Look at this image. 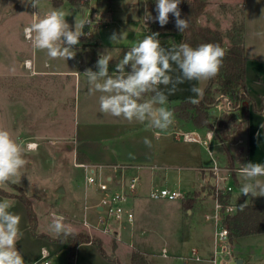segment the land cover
<instances>
[{
	"label": "crops",
	"instance_id": "obj_1",
	"mask_svg": "<svg viewBox=\"0 0 264 264\" xmlns=\"http://www.w3.org/2000/svg\"><path fill=\"white\" fill-rule=\"evenodd\" d=\"M95 1L96 0L90 1V7H88V10L93 8V3ZM122 1H125L122 2V5L126 9L135 10L139 8L141 11L147 9L148 0ZM207 1L208 5L205 13L200 17L201 24L217 28L216 25H213L212 14L209 15V11H211L214 6L218 7L221 4L235 3L242 5L245 22L246 0ZM19 2L21 3V0ZM70 9L76 10L73 9L72 6ZM215 9L216 7L214 10ZM10 11L8 14H10ZM0 12V18H4L5 11L2 5H0ZM213 16L215 17V15ZM149 22L150 21H145L144 19L143 23L147 24ZM144 24H140L141 26L137 30L119 31V33L125 34V38L122 40L126 43H112L110 39L105 37L97 39L95 42H89L85 45L76 47L75 49H79L78 53L84 54L81 60H77L79 63L78 66H63L59 65L57 61L52 63L48 60L39 62L37 56L35 60V58L26 55L21 48V50L19 49L16 54L14 53L11 56L12 61L9 62V64H11V71L6 70V66L4 72H1L2 70L0 69V78L2 77V79H0V95L2 94V98L7 95V106L10 111L7 112V114H11V123L10 121L6 122L4 119V113L2 112L3 108L0 109V128L9 130L13 138L21 145V147H25L26 151L34 152L35 156L39 157L38 159L43 162L51 153L50 151H54L53 149L55 148L52 149L51 146L63 143L65 150L72 152V160L75 168L83 169L75 166V158L78 162H85L95 166L101 171L104 177L110 179V186L114 190L121 189L123 182H125L128 177L135 175L139 176L140 181L138 191H140H137V193L128 201V207L131 208L135 214L134 225H130L127 222L122 225L114 223V228L118 229L119 236L116 234L105 233L106 235H113L117 238V258H119L118 251L120 250L122 243L128 248L129 258L131 257L133 248H135V245L133 244L134 228L142 219V216H139V214L136 215L135 213L137 201L145 197L143 193L148 192L149 195V192L153 187L162 186L172 188L168 186V179L171 173L178 174L179 176L178 187L172 189L181 191L180 185L184 179V174L193 177V179H191L186 176V179H191L192 182H194L191 184L193 187L198 186V189L201 188V190H194L202 192V195L191 208L186 209L182 203L183 201H181L178 209L181 211L182 216L185 218V213L194 216L201 212L203 213L205 222H212L205 218L206 214L212 213L208 211L207 213L202 212L201 207L209 200H212L214 203L216 202L215 198L212 196H206L208 188H211L212 185L216 184L215 174L213 170L210 169L213 165V160L208 152L210 156V161L208 163L202 161V164L197 166L190 164L196 155L195 148L197 144H205L206 148L207 145H211L213 157L222 166V173H225L224 169H226V163L230 162L236 166L237 171L235 177L238 180L239 185L234 186L233 183H231L230 178L226 182L221 183V187H226L228 185H233L232 189L233 187H239L237 194H235L237 200L236 204L241 201H253L256 204H264V199L260 197L253 198L252 196L245 197L241 192V185L244 182L240 173L241 165L250 161L264 163V112L254 111L246 101H243L240 104L239 111L243 114L247 112L249 113V130L234 131L230 134L229 140L221 141L216 139V144H214L215 142L213 140L211 141L207 138L208 131L214 130L215 135V128H199L191 121H186L177 117L175 114L174 123L167 130L159 132L157 135L156 132L159 130L149 129L146 124H141L135 121L128 122L122 118H116L100 111L98 99L100 93H94L90 90L91 85L88 83L87 77L83 75L84 71L88 68H92L93 71H96V61L99 58V55L105 52L111 57L109 65L111 72L115 68V64L123 58L125 52L136 42L142 40L151 32H156L152 30L151 26L149 30L148 28L146 29ZM24 25L29 26L30 24L25 23ZM104 25L105 23H103L102 20H99V28ZM15 26L18 29L20 28L21 23H17ZM19 33L21 32L19 31ZM5 35L6 31L0 32V41L3 43L5 41ZM159 40L162 46L170 48L177 45L179 42V35H176L175 37L176 42H174L171 37H165L164 34L159 35ZM261 43H254L253 39L248 37L247 28L245 27V49L247 57L246 90L256 100L258 108H260L261 99L264 97V58L259 55V52H264L263 38L261 39ZM32 52L34 51L32 50ZM27 60L28 64L25 63ZM74 62H76L75 58ZM10 81L11 88L6 86ZM207 82L208 80H205V83H203V81H192L179 85V90L174 95L169 96L167 107L172 110V104L176 100H187L188 97L193 96L194 94L190 91L193 84H196V86L203 90ZM70 89L71 91L74 90V104L72 97L70 98ZM150 96L151 94H146L142 99H149ZM199 97H197V99ZM52 98L57 101L55 106L57 109L59 108L57 110V115H53L52 112ZM69 100H71V102H69ZM73 108L74 121L72 124L73 119L70 121L69 116H72ZM213 109V107L210 109V119L212 122L214 120L212 117L214 114L212 112ZM221 115L222 114L218 113L217 117H215L217 119L213 122L214 126L217 124ZM54 119H57V121L55 123L56 125L53 126ZM182 131H195L200 135L204 142L182 140L181 136L178 134ZM257 133L260 134L259 137H257ZM145 137L151 140V147H147L143 143ZM28 143H33V148L29 149L27 147ZM218 146L222 147V153L220 152V149L217 148ZM223 146H226L229 150L232 161L229 160L228 155L225 152V147ZM236 147L238 148L235 149ZM79 155L82 157L81 160L78 159ZM180 176L182 177L180 178ZM22 187L28 196L32 198L40 197L45 202L47 208L44 209V213L48 216L49 221L53 220L51 213L56 212L64 217V224L70 226L73 232L86 231L89 232V234H92V232H90L92 230L102 232L99 228L95 227L98 225L99 219L103 217L101 215V212H103L102 208L98 206L100 198L102 197L100 196V193L97 192L98 194L90 195L88 192H85L84 199L87 203L84 205V211L81 215L79 214L80 202L78 198H76V193L73 192L74 190L69 191L64 181H60L54 186H42L41 193L28 189L26 181L22 182ZM61 188H64V192L59 191ZM3 200H7L12 204L13 207L11 210L20 215L21 224L25 225L30 231L26 206L17 198L0 195V201ZM160 200L174 201L163 198ZM85 221L88 222L92 228L85 226ZM76 227H79L80 229H77ZM210 228L213 230H209V227L206 225L199 227L194 226L192 230L183 227L182 236L179 237L178 240L167 239L165 241L161 255L165 258L173 257L179 259L183 262L182 264H190V261H196L192 258V250L193 248H196L200 255L206 258L208 256L210 257L214 244V223L213 227ZM125 231L130 234L129 244L128 241L123 242V234ZM209 233L211 236V242L207 241L206 238ZM106 235L101 236L103 241L108 237ZM34 238L40 239L43 242L39 251V258L38 256L34 257L32 261H39L42 255L47 253L50 255L49 260L53 264L52 259L58 254L67 252L69 255V250L63 243L51 242L39 237ZM189 243H191V245H188ZM84 246L94 245L92 243H84L78 246L74 264H79L80 249ZM233 247L236 258L242 259L243 263H264V232L238 237L234 240ZM260 247H263L261 253L256 252L255 249H260ZM163 249H166V255L163 254ZM140 250L145 252L144 249L140 248ZM188 252H190V254H188ZM178 253H182V255H177ZM184 253L187 255H184ZM104 259L107 258L104 257ZM108 261L113 262L111 260ZM204 261L205 263L211 264L207 260ZM150 262L153 264L151 260Z\"/></svg>",
	"mask_w": 264,
	"mask_h": 264
},
{
	"label": "rangeland",
	"instance_id": "obj_2",
	"mask_svg": "<svg viewBox=\"0 0 264 264\" xmlns=\"http://www.w3.org/2000/svg\"><path fill=\"white\" fill-rule=\"evenodd\" d=\"M19 1L20 0H10V1L0 0V5H2L5 11L4 18H0L1 21L0 32L6 31L4 43L0 41V65H1L0 69L2 70L1 72H4L5 66H6V70L11 71V64H9V62L12 61L11 56L14 53L16 54V52H18L19 49L21 50V48L22 51H24L26 55H29L31 58H35L36 60V56H37L39 62L43 60L44 61L48 60L49 62L52 63L57 61L59 65H63V66H74V65L78 66L79 63L77 60H81L84 54L78 53L79 49L78 48L75 49L76 47L85 45L89 42H95L97 39H102L105 37L110 39L113 33H119L120 30H131V31L137 30L141 26L140 24H144L143 16L145 13V9L142 11L139 8L135 10L126 9L122 5L123 4L122 2L125 1L122 0H116V1L96 0L93 3V8H91L90 10H88V7H90V5L86 8H83L82 10H71L70 9L71 5L69 2H64V4L60 6H54L53 0H39L37 8H34L31 5V0H21V3ZM90 1L91 0H89V2ZM215 7L216 9L214 10ZM53 9L62 10L65 13V18L67 19L69 24L75 26L77 30L82 31L84 33V35H82L80 38V44L74 48L75 51L74 58L76 62H74V58L68 60L63 58H58V59L50 58L47 55L46 50L34 49L32 47L30 40L29 39L27 40L25 38L26 37L25 34L23 35V31L27 27L24 24L25 23L31 24L33 22V20L36 18L33 16L34 13H39V17L42 18L47 12ZM242 9H243L242 5H239L237 3L224 4V5L221 4L218 7L214 6L213 9L209 11V15L212 14L211 17H212L213 25H216L218 29H220L222 32L225 33L232 26L234 22L236 21L238 22L243 19L244 16ZM9 11L10 14H8ZM147 11L150 12L149 10ZM213 15H215V17ZM86 19H90L91 23L85 25L83 28H80L79 25L81 21ZM99 20H102L103 23H105V25L101 26L100 28L98 26ZM245 22H246L245 27L247 28L248 37L250 39L252 38L254 43L260 44L261 39L262 38L264 39V0H246ZM17 23H21V26L18 29L15 26ZM152 23L153 22L150 21L149 23L144 24L146 29L148 28L149 30L150 26L152 27ZM19 31L21 33H19ZM124 38H125V34L123 35L122 39ZM122 39H120L118 42L115 43H126ZM226 42H229L227 38H226ZM32 50L34 52H32ZM259 55L264 58V52H259ZM0 79H2V77ZM203 83H205V81H203ZM6 86L11 88V81L8 82ZM69 94H70V98L72 97L74 104V90L71 91L70 89ZM69 102H71V100H69ZM7 103H8L7 95H5L2 98V94H1L0 109L3 108L2 112L4 113L5 121L6 122L10 121L11 123V114H7V112H10L8 110L9 107L7 106ZM51 103L53 104L52 107L53 115H57V110L59 109L55 107L57 101L54 98H52ZM212 112L214 113L212 116L214 120L217 119L215 117H217L219 112L216 111L215 109H213ZM235 112H241V111L235 110ZM69 120L70 121L72 120V124H73L74 108H73L72 116L71 115L69 116ZM56 121L57 119H54L53 126L56 125L55 124ZM233 131L234 130H231L230 132L232 133ZM181 139L183 140L182 137ZM213 141L215 142L214 144L217 143L216 134L214 135ZM51 148L52 149L55 148L53 149L54 151H50L51 153L48 155L46 160L42 162L41 160L38 159L39 157L35 156L34 152H28L26 151L25 147H22L24 151V158L26 159L27 163L25 167L21 169L20 174L14 178L15 182L13 183L22 186V182L26 181V184L28 185V189H30L31 191L33 190L38 193H41L42 186L44 185L54 186L56 183L60 181H64L68 187V190L69 191L74 190L73 192L76 193L77 196L76 198H78L80 202L79 214L82 215L84 211V205L87 203L84 199L85 192L86 193L88 192L90 195L100 193V196H104L105 193L102 191H98L96 185L86 184L84 169H78L74 167L72 160V152H68L67 150H65L63 143H60L56 146H51ZM217 148L220 149L221 153L223 152L221 146H218ZM237 148L238 147H236L235 149ZM195 154L196 155L194 156L193 161L190 162V164H193V166L202 164V161H204V163H208L210 161V156L208 154L205 144H201V145L197 144L195 148ZM226 164L227 166L225 173L230 175L231 183H233V185L235 186L236 184L234 183L233 180V173H236L237 168L234 164L232 165V163L230 162ZM186 176L188 175L184 174V179L182 180V183L180 185V190L182 194L187 197L189 195L188 194L189 192L194 190H201V188L198 189V186L193 187L191 185L194 183L191 180L193 179V177L188 176L191 179H186ZM181 177L182 176H180V178ZM178 178H179L178 174L171 173L168 179L169 181L168 186L172 188L178 187L179 185ZM259 179L264 181V177H260ZM0 188L14 195L20 193V191L12 187L9 184V182L0 185ZM238 189L239 187H233L232 189L233 204L234 202L235 203L237 202L235 194H237ZM199 193L200 195L195 199L194 203L202 195V192L199 191ZM143 195L145 197L137 201L135 208L136 215L139 214V216H142V219L135 225L134 228L135 232H134L133 244L135 245V248H133V251L134 250L139 251L140 253L144 254L149 261L151 260L153 262V264H182L183 262L180 261L179 259L173 257L165 258L161 255L162 247L165 245L164 244L165 241L167 239L178 240V238L182 236L183 227H187L188 229L192 230L194 226L199 227L206 225L207 227H209V230H211L210 227H213V223L211 222L212 223L211 224L209 221L205 222L203 218V213L201 212L199 214H195L194 216L185 213L186 217L184 218L182 216L181 211H179L178 209V206L181 203V201H183V198L174 201H166L160 199H152L151 197H149L148 192L143 193ZM208 195L216 199V197L218 196L216 184L212 185L211 188H208L206 196ZM260 198L264 199V197H260ZM30 199L34 202L37 215L39 216L38 217L39 226L37 229L38 232L47 233L51 236H57L58 235L57 233H54L50 230L49 226L52 223V221H49L48 216H46V213H44L45 211L44 209L47 208L45 202L40 197L39 198L30 197ZM214 205L215 203L212 200H209L207 203H204L202 207L201 206L200 207L202 209V212L204 213H207V211L213 213ZM54 213L57 215H61L56 212ZM101 213L100 214L104 217L105 213L104 212ZM52 214L53 213H51V217L53 218ZM110 225L114 226L113 223H110ZM20 229L23 235L22 238L18 241L17 247L24 256L26 264H36V262H39L41 264L44 263L45 260H49V257H47L48 259L47 258L42 259L41 257L39 261H32L34 257L38 256L39 258L40 256L39 251L41 249V244L43 241L34 238L31 232L29 231V229H27V227L25 225H22L21 223H20ZM77 229L80 228L78 227ZM80 232L89 234V232L86 231H80ZM90 232H92V234L89 235L92 238L101 241L103 246H105V248L108 250L107 251L105 249L106 252L110 253V254L108 253L110 256L112 255L116 256V249L118 242L116 237H114L113 235L111 236L106 235L105 233L100 232L98 230H92ZM103 235L108 236L105 239V241H103V239L101 238V236ZM206 238L207 241L211 242L210 233L209 235H207ZM126 241H128L129 244L130 234L129 232L125 231L123 234V242ZM115 244L116 247H114ZM188 245H191V243H189ZM140 248L144 249L145 252L140 250ZM127 249L128 248H126L125 245H123L122 243L121 248L118 251V255L120 258L118 259L121 260L120 261L122 262L121 264H129L130 262ZM262 249L263 247H260V249L256 248L255 251L261 253ZM79 254H80L79 262H78L79 264H117L114 261L110 262L107 259H104V257L101 255V253H99V250L95 245L82 247L80 249ZM188 254H190V252H188ZM177 255H182V253H178ZM184 255L187 254L184 253ZM52 261L53 264H68L69 261L68 253L67 252L60 253L57 256H55L52 259ZM190 264H209V263H205V261H200V262L190 261Z\"/></svg>",
	"mask_w": 264,
	"mask_h": 264
},
{
	"label": "clouds",
	"instance_id": "obj_3",
	"mask_svg": "<svg viewBox=\"0 0 264 264\" xmlns=\"http://www.w3.org/2000/svg\"><path fill=\"white\" fill-rule=\"evenodd\" d=\"M39 0H31L37 8ZM155 13L145 9V21L158 23L164 27L169 23L170 15L178 32L188 28V21L182 18L179 5L181 0H154ZM33 22L24 29L25 36L36 50H46L52 59H72L74 48L80 44L84 33L70 25L62 10L53 9L42 18L39 13ZM86 21H81L83 28ZM124 33H113L112 43L123 38ZM158 32H151L136 42L123 58L115 64L110 72L111 57L105 52L99 55L95 68H88L83 75L87 77L92 92H98L99 109L102 113L128 122L146 124L149 129L167 130L174 123V113L167 105L169 96L174 95L178 86L185 82H200L212 79L219 74L225 56L224 49L215 43H202L192 47L187 43L166 48L161 45ZM188 97L192 104L198 103L202 89L193 84ZM151 94L149 99H142ZM257 133V137H259ZM143 143L151 147V140L144 138ZM27 161L21 145L13 138L11 132L0 128V185L20 174ZM243 178L241 192L243 196L264 197V163L248 162L241 165ZM12 204L0 201V264H26L25 258L17 247L22 238L21 217L13 212ZM62 216L54 215L50 230L57 234L70 235V226L64 224Z\"/></svg>",
	"mask_w": 264,
	"mask_h": 264
},
{
	"label": "trees",
	"instance_id": "obj_4",
	"mask_svg": "<svg viewBox=\"0 0 264 264\" xmlns=\"http://www.w3.org/2000/svg\"><path fill=\"white\" fill-rule=\"evenodd\" d=\"M68 1L73 9L81 10L89 6V0H53L54 5H62ZM208 5L207 0H181L179 8L182 18L188 21V28L184 32H178L174 26V19L170 15L169 23L161 27L158 23H152V30L164 34L165 37H171L176 42L175 37L179 35V42L187 43L192 47H196L202 43L219 44L225 51L222 67L219 74L209 79L206 86L202 90L203 94L198 98V103L192 104L189 100H176L172 104V111L177 116L186 121H191L199 128H215L216 139L221 141L229 140L231 130L248 131L249 130V113L235 112L239 110L243 101L249 103L254 111L264 112V97L261 99L260 108L257 106L256 100L247 92V70H246V49H245V22L244 18L236 21L224 33L218 28L200 23V17L205 13ZM224 5V4H223ZM147 9L156 15L154 0H148ZM226 38L229 42H226ZM220 94L228 95L235 107L230 113H223L217 124L214 126L210 119V109L216 102ZM233 131V132H234ZM225 147V152L230 161L232 157L229 150ZM78 159H82L81 155ZM233 165V164H232ZM236 173H233V179L236 185H239L236 179ZM9 184L20 191L19 194H11L0 188V195L4 197H15L19 199L27 208L30 232L33 237L46 238L51 242L63 243L69 250L68 264H74L76 251L78 246L84 243H92L97 247L99 252L108 260L121 264L120 260L112 255L110 256L101 241L92 238L84 232H71L70 235L58 234L51 236L47 233L38 232V215L34 202L25 193L22 186L10 182ZM183 198L184 207L191 208L195 199L200 195L199 191L188 193ZM219 201L223 204L233 203V191L220 190ZM236 212L233 215L226 216L224 221L229 229V235L232 242L238 237L258 234L264 232V204H256L253 201H241L236 204ZM116 247V244L114 245ZM129 264H151L148 258L139 251H132ZM243 264H264V263H243Z\"/></svg>",
	"mask_w": 264,
	"mask_h": 264
},
{
	"label": "built area",
	"instance_id": "obj_5",
	"mask_svg": "<svg viewBox=\"0 0 264 264\" xmlns=\"http://www.w3.org/2000/svg\"><path fill=\"white\" fill-rule=\"evenodd\" d=\"M88 25L91 23L90 19L84 20ZM84 25V26H85ZM25 34V32H24ZM212 107L218 111L220 114L230 113L235 110L232 100L228 95L220 94L216 102ZM185 141L191 142H204V140L197 134L195 131H182L178 133ZM207 138L211 141L214 139V130L207 132ZM33 143H28L27 147L29 149L33 148ZM207 150L212 157L213 165L210 168L213 170L216 178L217 191L219 196L220 190H231L232 186L221 187V182H226L230 175L222 173V166L218 161L213 157L211 151V145H207ZM74 164L77 167L83 168L85 171V180L87 185H96L98 191L105 193L104 196L100 198L98 206L102 208V211L105 213L104 217L99 219V224L95 226L99 228L102 232L106 234H116L119 236L118 229H115L114 226H111L110 223H117L122 225L127 222L130 225H134L135 214L131 208L128 207L129 199L134 196L139 187L140 178L138 175L128 177L121 189L114 190L110 184L111 181L107 177H104L99 169L95 166L87 164L85 162H78L77 159H74ZM226 169H224L225 171ZM218 196L216 197L215 202V211L212 214H206L205 218L214 223V244L212 249V254L208 258L202 257L196 248H193L192 258L196 261L207 260L211 264H236V256L234 253L233 242L230 239L229 229L225 224V217L233 215L236 212L237 206L233 203L223 204L219 201ZM149 197L153 199H167V200H177L182 199L185 196L181 191L175 190L168 187H153L149 192ZM57 214H52V216ZM60 216V215H58ZM84 225L88 228L92 226L88 222H84ZM163 254L166 255V249H163ZM49 257V254L44 253L42 259ZM48 259V258H47ZM36 264H40L36 262ZM41 264H51L50 260H45Z\"/></svg>",
	"mask_w": 264,
	"mask_h": 264
},
{
	"label": "water",
	"instance_id": "obj_6",
	"mask_svg": "<svg viewBox=\"0 0 264 264\" xmlns=\"http://www.w3.org/2000/svg\"><path fill=\"white\" fill-rule=\"evenodd\" d=\"M59 191H60V192H64V188H61ZM242 263H243V260H242V259L238 258V259L236 260V264H242Z\"/></svg>",
	"mask_w": 264,
	"mask_h": 264
},
{
	"label": "bare ground",
	"instance_id": "obj_7",
	"mask_svg": "<svg viewBox=\"0 0 264 264\" xmlns=\"http://www.w3.org/2000/svg\"><path fill=\"white\" fill-rule=\"evenodd\" d=\"M26 64H28V60L25 62ZM29 66V65H28Z\"/></svg>",
	"mask_w": 264,
	"mask_h": 264
}]
</instances>
